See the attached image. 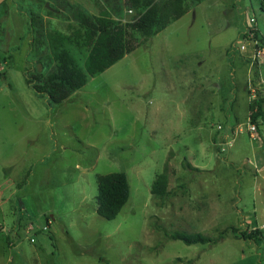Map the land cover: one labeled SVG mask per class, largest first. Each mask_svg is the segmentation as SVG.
<instances>
[{
    "label": "rangeland",
    "instance_id": "obj_1",
    "mask_svg": "<svg viewBox=\"0 0 264 264\" xmlns=\"http://www.w3.org/2000/svg\"><path fill=\"white\" fill-rule=\"evenodd\" d=\"M10 1L29 18L30 46L27 57L12 48L0 72V161L16 162L0 164V264H264V123L250 122L264 57L247 44L258 30L264 47V0L192 6L156 36L133 38L132 53L58 106L23 73L27 60L31 73L55 71L48 34L78 28L72 7L123 23L137 14L128 0ZM165 169L170 195L159 199L152 186ZM117 172L130 199L108 220L98 176ZM226 229L215 244L170 238Z\"/></svg>",
    "mask_w": 264,
    "mask_h": 264
},
{
    "label": "trees",
    "instance_id": "obj_2",
    "mask_svg": "<svg viewBox=\"0 0 264 264\" xmlns=\"http://www.w3.org/2000/svg\"><path fill=\"white\" fill-rule=\"evenodd\" d=\"M205 0H128L129 9L136 12L135 20L123 23L109 14L93 16L86 11L73 8L74 20L78 23L70 34L55 30L48 34L49 59L55 71L45 75L26 69L25 80L40 97H47L51 106H58L85 87L89 80L102 74L127 54L132 53L139 43L132 39L141 36L148 40L189 13L192 6ZM264 10V9H263ZM35 28V27H32ZM261 40L260 31H256ZM261 43V41H260ZM85 64L82 66L81 61ZM250 122L260 128L264 123V95L250 104ZM188 168H194L188 164ZM169 175L165 169L152 186V194L159 199L170 195ZM98 214L105 219H116L130 199V184L125 173L117 172L98 176ZM237 233L236 229H232ZM229 229L221 232L218 239L204 233L175 231L172 240L188 246L215 244L226 237ZM245 240H256L252 235L242 234Z\"/></svg>",
    "mask_w": 264,
    "mask_h": 264
},
{
    "label": "crops",
    "instance_id": "obj_3",
    "mask_svg": "<svg viewBox=\"0 0 264 264\" xmlns=\"http://www.w3.org/2000/svg\"><path fill=\"white\" fill-rule=\"evenodd\" d=\"M10 2H11L10 0H0V12L2 11L0 15V28L4 35L3 38L0 40V64L2 66V70H4L3 73H8L7 72L8 67L11 63V58H12L11 55L12 48H14L15 51L22 48L23 51L26 52V57H27L29 54V50H28L29 47L27 46L28 45L30 46L29 41L24 40L25 35L27 34L28 31H30V27L28 28L27 25L28 21H26V23L24 22V20H26L27 17L26 15H24V13L20 12L18 9L14 10L13 8L8 7ZM5 22H6V29L5 27H3ZM28 68H29V61L27 60V63L23 68L24 76H25V71ZM2 70L0 72H2ZM261 87H262V92L264 93V68H262ZM14 163L16 162L13 161L11 157L4 160V162L0 161V164L3 166H6V164H14ZM9 172H11V170ZM5 175L9 176L8 171L5 173ZM0 215L2 216V218H0L1 219L0 221H2V223H6V219L4 218V211L2 212L0 211ZM19 245L20 242L17 243L12 250L17 249Z\"/></svg>",
    "mask_w": 264,
    "mask_h": 264
},
{
    "label": "built area",
    "instance_id": "obj_4",
    "mask_svg": "<svg viewBox=\"0 0 264 264\" xmlns=\"http://www.w3.org/2000/svg\"><path fill=\"white\" fill-rule=\"evenodd\" d=\"M130 13H133V10H130ZM247 44H248L249 47L252 48V51H253V54H254L252 58L254 60L262 58L264 56V47L261 46L260 39L257 37L256 32H253L252 39L248 40ZM246 48H247V45H245V44H243L241 46V49L243 51L246 50ZM1 70H2V66L0 64V71ZM251 130L252 131H256L257 130L256 125L253 124V126H251ZM253 136H255V134H253ZM33 229H34L33 226H30L27 229V233H28L27 239H29V235L33 232ZM45 229H47V228H45ZM3 230L6 231V232H10V229H7V228H4Z\"/></svg>",
    "mask_w": 264,
    "mask_h": 264
}]
</instances>
